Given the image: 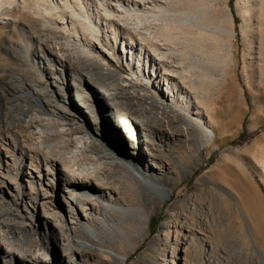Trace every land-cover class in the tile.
<instances>
[{
    "label": "bare ground",
    "instance_id": "bare-ground-1",
    "mask_svg": "<svg viewBox=\"0 0 264 264\" xmlns=\"http://www.w3.org/2000/svg\"><path fill=\"white\" fill-rule=\"evenodd\" d=\"M181 1L0 0V14L8 15L9 7L14 5L22 15L27 13L25 20L22 16L17 23L16 18L9 17L11 21L6 23L18 25L22 32L24 42L17 44L14 51L10 49L18 60V70L13 68L9 72L0 66V264H49L54 257L72 264L75 251L86 254L87 250L92 251L94 242L102 245V255L122 262L126 255L114 252L109 245L131 240L134 230L143 232L148 218L143 204L135 203V188L144 187L160 199L169 195L154 173V168L162 167L163 160L156 155L162 143L149 135L145 149V140L136 135V124L147 136L152 130H158L160 136L168 135L167 138L188 134L189 130L197 136L200 130L206 141L216 138L210 125L211 109L196 93L197 85L186 82L187 73L180 62H170L163 50L169 45L158 42L161 35L172 36L169 32L173 25L192 26V17L201 24L206 22L198 11L195 13L200 16L191 13L192 9H177ZM53 12L59 18L47 16ZM205 26L197 27L203 31ZM100 33L108 42L112 41L128 69L127 74L115 76L113 83V76L108 84L103 81L104 74H113L107 65L114 54L99 46ZM36 35L46 61L52 64L51 72L61 75L58 79L46 75L50 85L35 77L33 69L26 82L18 75L28 65V41ZM66 86H72L73 91L69 92ZM85 89L92 91V97L85 94ZM138 98L142 100V110L133 114L127 105ZM95 101L107 111L109 124H101ZM151 103L157 108L152 109ZM162 114L187 127L170 130L168 124L162 126ZM70 118L77 121L71 123ZM116 168L121 171L118 179L111 176ZM235 170L230 190L217 191L216 199L228 209H233L231 200H235L254 240L258 239L254 250L249 247L256 257L249 264H264V247L259 242L264 240V199L245 168L237 166ZM259 172L264 179V168ZM123 191L130 201L121 196ZM36 222L41 224V232L22 237ZM4 227L15 229L16 240L10 243L17 247L12 248L3 240ZM78 230L86 238H79L76 243L72 237ZM52 234L63 254L55 256L48 241ZM239 234L248 245V235L241 223Z\"/></svg>",
    "mask_w": 264,
    "mask_h": 264
},
{
    "label": "rangeland",
    "instance_id": "rangeland-1",
    "mask_svg": "<svg viewBox=\"0 0 264 264\" xmlns=\"http://www.w3.org/2000/svg\"><path fill=\"white\" fill-rule=\"evenodd\" d=\"M185 1L182 0L176 8L180 10L182 8L183 11L187 8L189 11L192 9L191 13L198 11L200 15L202 14L203 20L208 21L209 24L205 26L206 22L202 21L201 24V21H195L196 18L192 17L191 19L194 20L192 26L183 24L180 28V24L171 25L169 34L173 33L172 36L161 35L158 42H161L162 46L169 45V47L166 46V50L164 48L163 50L166 51L165 54L170 62L173 64L180 62L181 69L187 73L185 74V80L188 78L186 82L191 83L192 86L197 85L194 88L196 93L207 108L211 109L209 114L213 123L210 125L216 138L206 141L200 130L197 136L192 135L191 130L188 132L189 135L181 133L175 138H172V135L170 138H167L168 135L160 136L158 130H152L147 136L146 131L137 123L135 132L139 138L145 140L143 143L145 149H148L149 135L152 140H160L159 142L162 143L156 150L157 157L163 160L162 167L154 168V173L166 186L169 195L160 199L144 187L135 188L136 201H138L135 203L143 204L148 218L143 232L134 230L135 236L131 240H121L114 245H109L114 252L126 255L122 262L102 255V245L94 242L92 251L87 250L86 254L80 255L75 251L72 264H249L250 260L256 258L249 247L255 249V242L258 239L254 240L237 203L234 199L231 200L233 209H228L224 205L220 206L216 199V192L223 191V188L230 190V184L234 182L235 169L237 166H242L248 175L253 177L254 188L264 199V179L260 177L259 172L264 168L262 165V157H264V0H203V3L201 0ZM195 1L201 3L199 8L202 12L196 8L199 4ZM9 10L8 15L0 14V66H4L10 72L14 70L13 68L18 70V60L12 51L24 41H22L20 35L22 32L18 25L12 26L11 23H6L11 21L9 17L16 18L15 20L24 17L22 20H25L27 13L22 15L15 5L10 6ZM199 13L194 15L200 16ZM30 16L34 15L30 14ZM47 16L59 18V15L54 12L53 15ZM39 22L43 23V21L37 23ZM51 25L53 26V24L49 26ZM200 25L202 28L206 27V32L205 29L203 31L200 29ZM25 28V31L28 30L27 26ZM99 37V46L114 54V59L109 61L107 66L115 75L106 73L103 76V81L106 80L107 82H104L107 84L113 76L111 78L113 83L115 76L127 74L128 69L123 65L122 57L112 45V41L108 42L101 33ZM166 39H170V42ZM37 40L38 35L35 39L27 40L29 44L31 42V49L28 52V65L24 67L26 72L30 70L28 73L20 70L23 73L18 72V75L26 82L32 77L34 70L35 77L50 85L46 75H54L57 79L61 75L51 72L52 64L46 61ZM168 48L172 51H168ZM184 67H187V71ZM1 72L0 70V74ZM64 76L66 78V75ZM139 79L142 77L139 76ZM51 88L54 89L53 86ZM66 88L69 92L73 91L72 86L69 88L66 86ZM85 94L89 97L93 95L88 89H85ZM141 101L140 98L131 100L127 109L133 114H138L143 106ZM61 103H63L62 100ZM94 104L101 124L103 126L106 123L109 124L107 122L109 116L105 108L103 109L96 101ZM150 106L152 109L157 108L155 103H151ZM179 106L183 108L181 104ZM183 112L187 113L185 109ZM205 117L208 120V116L205 115ZM162 118L165 119L161 122L162 126L168 124L170 130L176 127H187L177 122L179 120L171 121L168 115L162 114ZM76 121L75 118L69 119L71 123ZM120 175L119 168L111 173L115 179H118ZM121 196L126 201L129 199L124 191L121 192ZM244 209L248 210L246 202ZM240 223L248 235V245L239 234ZM32 228L23 232L24 235L28 233L27 236H22L23 234L21 236L28 237L31 233L39 234L42 229L41 224L37 222ZM2 231L1 235L3 234V240L6 243L16 240L15 229L4 227ZM76 232V236L72 237L74 242L77 243L79 238H86V234L81 230ZM54 236L55 234L48 235V241L55 256H58L63 254V250L55 242ZM259 242L264 247V240ZM11 243L9 245L15 248L16 244ZM33 264H39V262ZM49 264L65 263L54 257Z\"/></svg>",
    "mask_w": 264,
    "mask_h": 264
}]
</instances>
